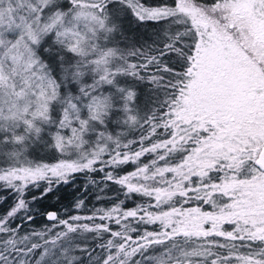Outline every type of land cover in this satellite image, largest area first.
<instances>
[{
  "label": "snow or ice",
  "instance_id": "1",
  "mask_svg": "<svg viewBox=\"0 0 264 264\" xmlns=\"http://www.w3.org/2000/svg\"><path fill=\"white\" fill-rule=\"evenodd\" d=\"M0 264H264V0H0Z\"/></svg>",
  "mask_w": 264,
  "mask_h": 264
},
{
  "label": "trees",
  "instance_id": "2",
  "mask_svg": "<svg viewBox=\"0 0 264 264\" xmlns=\"http://www.w3.org/2000/svg\"><path fill=\"white\" fill-rule=\"evenodd\" d=\"M148 27H150V25ZM142 30H146V29H142ZM59 195L62 197V199L59 202L55 197H49L41 202V206L44 208H48L49 210L62 209V207L66 205L71 199V192L70 190H65L59 193Z\"/></svg>",
  "mask_w": 264,
  "mask_h": 264
}]
</instances>
